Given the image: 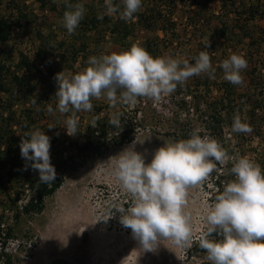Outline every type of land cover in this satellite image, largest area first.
Masks as SVG:
<instances>
[{"label": "rangeland", "instance_id": "374dc122", "mask_svg": "<svg viewBox=\"0 0 264 264\" xmlns=\"http://www.w3.org/2000/svg\"><path fill=\"white\" fill-rule=\"evenodd\" d=\"M113 2L123 9L122 0ZM77 3L83 4L86 11L69 35L63 16L71 10L69 5ZM252 7L260 8L255 18L251 16ZM148 10H153L149 15L156 18L151 30L139 24L138 19ZM18 11L27 17L12 28L8 42L0 43V61L12 73L30 79L13 96L0 91V125L6 128V119L12 115L10 129L15 137L23 134L20 123L36 126L33 131L39 130L51 139V163L63 154L66 143L79 135L66 134L65 121L72 110H56L58 100L51 90L53 80L46 74L47 66L39 69L40 74L18 71L22 57L39 66L47 63L44 56H39L40 51H45L54 76L63 72L70 79L90 66L89 57L120 54L133 45L144 48L154 58L176 59L181 66L185 61L194 65L199 53L207 51L215 78L210 79L208 73L194 75L177 84L173 92L162 94L159 101L141 97L126 106L117 93L113 106L104 95L92 98V110L80 111L78 116L85 129L91 121L95 124L101 119L118 116L133 120L130 142L112 145L103 156L89 160L70 174L62 187L46 199L40 215L22 217L15 239L8 244L15 264H212L207 256L188 258V247L177 246L169 239H158L151 251L133 239L131 230L120 223L121 215L126 213L117 212L118 208L130 207L132 198L114 175L116 156L133 147L150 163L155 151L165 143H176L182 140V133L191 137L195 132L215 139L227 153L229 159L221 170H214L220 177L232 174L231 168L239 157L246 156L261 168L264 166V0H142L140 10L127 22L118 13L106 14L104 0H17L15 4L4 0L0 5V16L10 21L17 19ZM233 54L242 55L248 63L241 72V85L224 80L220 68L221 62ZM6 79L9 83L10 77ZM49 106L54 110L51 114ZM98 108L101 113L96 112ZM212 109L221 110L226 118L223 130L214 133L215 137L205 128V121L214 113ZM236 114L250 125V133L232 132ZM124 127L121 123L118 132ZM211 172L187 189L184 212L189 217L192 242L209 227L206 217L216 191ZM8 193L15 198L19 192L10 187ZM7 202L0 190L1 211L7 210Z\"/></svg>", "mask_w": 264, "mask_h": 264}, {"label": "clouds", "instance_id": "9594fccd", "mask_svg": "<svg viewBox=\"0 0 264 264\" xmlns=\"http://www.w3.org/2000/svg\"><path fill=\"white\" fill-rule=\"evenodd\" d=\"M106 14L118 13L120 19L134 18L142 7V0H122L123 9L113 0H104ZM63 16V26L73 34L84 18L83 4L69 5ZM98 19H103L99 16ZM90 65L83 72L65 78L56 74L58 90L55 94L60 113L73 114L65 121L66 134L76 136L79 111H91L92 98L102 95L114 106L119 98L135 104L137 98L146 97L159 101L163 95L173 92L177 84L194 75L208 73L215 78V69L207 51H201L195 64L173 58L152 57L144 48L133 45L120 54L89 57ZM248 66L242 55H231L220 64L224 80L241 85L242 70ZM47 111L53 113V108ZM120 126L119 117L109 122ZM252 128L236 114L232 123L233 133H250ZM21 158L31 162V168L39 173V181L51 184L57 179L51 163V139L36 130L20 142ZM117 157L114 175L122 189L132 198L127 209L121 207L120 223L130 229L133 239L146 251H151L158 239H169L180 247H191V227L185 214L187 189L198 185L214 169L213 160L223 164L229 159L221 145L213 138H203L195 132L189 139L173 144L165 143L157 149L150 163L145 157L126 148ZM111 159V158H110ZM231 172L235 179L223 188L210 206L206 221L207 232L200 238L199 247L206 251L212 264H264V171L246 156L236 159ZM214 232L220 239H208Z\"/></svg>", "mask_w": 264, "mask_h": 264}, {"label": "trees", "instance_id": "16d2710c", "mask_svg": "<svg viewBox=\"0 0 264 264\" xmlns=\"http://www.w3.org/2000/svg\"><path fill=\"white\" fill-rule=\"evenodd\" d=\"M3 1L4 0H0V5H2ZM10 1L15 4L17 0ZM259 11L260 8L254 9V7H252V18H255ZM152 12L153 10H148L147 12L138 15L139 24L145 26L147 30H151V24H153V20L156 19L152 18L153 15H149ZM159 16L161 15L159 14ZM22 17H27V15L22 13V11L21 13L18 11L17 19L14 21H10L7 17L0 16V43H6L10 40L12 36V28L16 25L20 26ZM93 22L95 21L92 20L91 23ZM85 24L87 25V23ZM223 35H225V33H223ZM40 52L39 56H44L43 60L47 62V65L43 63L42 67L44 68V66H47L46 74L53 80V87L51 90L54 98L57 99L55 94L58 90V84L55 80L54 70L50 67V63L47 59L49 54L45 51L41 54ZM39 69L40 67L37 64H34L33 62L31 63L26 57L21 58L17 67L18 71H26L28 74L32 75L37 73L40 74ZM8 77H10L9 83H7L6 79ZM26 79L29 80L30 77L23 78L18 76V72L12 73L11 69L3 65L0 61L1 92L3 91L5 94L13 96L21 90V88H25ZM121 91L123 90L121 89L117 91L118 96H120ZM125 104L126 106L128 105L127 103ZM95 110L96 112L101 113L100 108ZM211 111H214V113H210L209 116L207 115L208 120L205 121V128L213 134L221 133L224 128L223 125L226 124V118H223L221 110L218 111L217 109H212ZM72 112L73 110L69 112V114L72 115ZM79 114L80 111L75 113L77 117ZM11 116L6 119V128H3L0 125V190L2 191L4 198L8 200L5 208L11 212L9 214L12 217V219L11 217L9 218V215H7L8 211H1L0 207V262L2 264H15L14 255L8 250V244L10 240L15 239V229L22 217L40 215L45 209L46 199L53 196L62 187L65 179L70 174L77 172L89 160L103 156L104 153L112 147V145L122 146L129 143L131 138L130 135L134 132V127H132L133 120L126 121L125 119H120V126L121 123H123L125 124V127L121 132H118L119 127H114L109 123L111 119L97 120L95 124L91 121L87 125L86 129L83 121L78 119L79 122L76 134L79 135V138L66 143V149L63 154L52 160V164L56 169L57 179L51 184H44L39 181V173L31 168V162L25 161L21 158L19 147L21 140L27 139L28 134L32 132L36 126L32 128L33 125L20 123V130L23 134L19 137H15V132L10 129L14 122ZM200 136L203 137L202 135ZM213 136L215 137L216 135L214 134ZM189 138L190 137H188L187 132L186 135L182 133V140ZM213 163L215 164V167L211 174L216 188L214 193V197L216 198L217 195L223 192V188L227 185V183L235 179V176L233 173H230L220 177L214 170H221L220 167L222 164L214 160ZM261 169L264 171V166ZM10 187L19 192L16 193L15 198L8 193ZM10 220H12L13 223H9ZM208 239H220V237L216 232H214L208 237ZM199 240L200 239L193 241L191 247H188V258L192 259L196 256H207L206 251L199 247Z\"/></svg>", "mask_w": 264, "mask_h": 264}, {"label": "built area", "instance_id": "2783aa9c", "mask_svg": "<svg viewBox=\"0 0 264 264\" xmlns=\"http://www.w3.org/2000/svg\"><path fill=\"white\" fill-rule=\"evenodd\" d=\"M40 69H43L42 65H39Z\"/></svg>", "mask_w": 264, "mask_h": 264}]
</instances>
